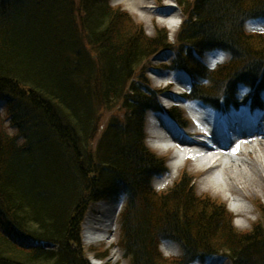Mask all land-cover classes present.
Instances as JSON below:
<instances>
[{
    "label": "trees",
    "instance_id": "trees-1",
    "mask_svg": "<svg viewBox=\"0 0 264 264\" xmlns=\"http://www.w3.org/2000/svg\"><path fill=\"white\" fill-rule=\"evenodd\" d=\"M176 1L186 17L174 44L166 29L148 36L110 0H0V264H91L84 213L93 201L122 198L131 264H204L214 254L264 264V205L263 223L242 232L224 203L198 196L184 178L160 194L153 188L166 167L145 143L144 117L158 101L133 80L172 48L177 69L210 83H195L193 98L233 101L239 84L261 78L259 91L264 33L244 25L264 15V0ZM216 48L230 57L211 69L199 56ZM117 106L127 113L99 134L102 112ZM168 239L182 245L181 257L160 253Z\"/></svg>",
    "mask_w": 264,
    "mask_h": 264
},
{
    "label": "rangeland",
    "instance_id": "rangeland-1",
    "mask_svg": "<svg viewBox=\"0 0 264 264\" xmlns=\"http://www.w3.org/2000/svg\"><path fill=\"white\" fill-rule=\"evenodd\" d=\"M115 1H118L120 3H116ZM123 0H110V4L113 7H119L122 10L128 12L134 20L143 27L146 34L148 36H155L159 30L166 29L170 32L171 35V41L175 44L176 36L178 33V30L180 29L178 26H168L165 24H160L159 20L162 19L160 15L154 14L151 12H147V20H143L140 18V12H143L140 10L137 6L133 7L134 12L128 8L129 6L126 3H122ZM130 2L133 0H129ZM147 3L149 5L152 4V11H154L157 8L163 7L165 8L167 6V0H147ZM154 9V10H153ZM173 10V14L169 13L170 15L167 17L171 21H175L179 24V21H183L185 19V14L183 13L181 7L177 6V9H171ZM169 12V11H167ZM145 14V12H144ZM176 29V31L173 33V29ZM244 28H246L248 31H257V32H264V18L261 20H253L249 21L244 25ZM174 59V52L172 49H163L160 50L157 54L149 58L147 61H145L137 70L134 82L140 87H149L151 89H162L166 86H168L170 89L175 90L177 86H182L184 89L182 91L187 92L191 87V78L185 74L180 73L177 71L172 70L170 67L172 66V62ZM203 61L207 63L211 67H215L220 63L226 62L229 60V55L226 52L223 51H212L207 52L202 57ZM159 74V76H158ZM202 85H209L210 83L200 79ZM146 88V87H145ZM188 89V90H187ZM176 91V90H175ZM247 89L245 87H242L240 90V95H244L246 93ZM185 98V97H184ZM179 99V98H176ZM159 100L162 102L163 100L159 97ZM167 98H165L166 102ZM168 102H171V100H175L172 98L168 99ZM264 100V95H263ZM190 104H196L199 107V103H190ZM1 105L5 107V102L1 101ZM119 106V105H118ZM114 107L110 110H105L102 112L101 115V124H100V131L99 134L102 133L103 129L106 127L108 121L113 116H117L120 119H123V115L127 113V110L125 109H119V107ZM183 109L184 117H187L190 120V123L188 124L187 130L190 131L192 127L194 126L193 119L191 117V114L188 109ZM250 110L248 105L243 106L240 109V113L248 112ZM214 111V110H213ZM4 112L6 113L5 109ZM239 112L233 111L232 113H227L225 115L224 120H230L233 121L234 117H237V114ZM216 116H218V112L214 111ZM156 115L163 116L161 114L149 112L145 114L144 120V130L145 135L147 137L146 139V145L152 150L158 157L163 158L165 161V167L168 169V172L161 177H156L153 179L154 181L152 186L153 188L160 194L162 192H166L167 190L174 187V185L180 181V179L184 178L188 180V182H191V187L194 188L196 191V194L202 198L207 197L210 199H215L220 201L221 203H224L230 213H232L234 217V226L242 232L249 231L252 226L256 223L261 224L263 223V215H262V206L264 205V183L262 185V189H260L254 197H245L242 199V202L249 206L251 209V212H248L247 214H239L237 213L233 207L235 206L234 198L235 196L231 195H225L224 193H214L211 189L204 187L201 184L202 181V172H199L195 168L193 169L190 166V161L188 160V153H180V157L176 160L172 159V153L171 151H159L153 146V141L150 139L156 132H152L151 130L154 128L158 129L154 122L151 120L152 117H156ZM256 118H250L249 120L256 125V123H261L264 127V110H257V114L254 115ZM165 117V116H164ZM164 120H166L163 117H160ZM152 121V122H151ZM255 121V122H253ZM251 123V124H252ZM7 126L10 125V122L6 120ZM256 127H261L260 124H257ZM256 128V129H257ZM193 130V129H192ZM15 131L13 128H10V132L15 134ZM152 132V133H151ZM18 134V132H17ZM24 138H21V142ZM261 156H264V152L262 151ZM234 158H237L238 163H242L241 159H246V153L239 154L235 156ZM240 158V159H239ZM239 159V160H238ZM175 162L178 163V170H174L172 164ZM187 182V183H188ZM247 189H250L248 187ZM100 203H107L111 207V215L112 218V225H111V231L109 234L104 238H96L94 240L87 239L85 232H83L86 228V220L87 217H92L91 214L96 213V209ZM126 198H122L120 200L117 199H104V200H98L93 201L86 209L84 213V220L82 221L81 228V241L83 244V250L86 252V257L90 261L91 264H131V258L124 256L125 253L123 251V237H124V231L121 228L120 220H122V214L124 210L126 209ZM105 217V216H104ZM119 220V221H118ZM95 249L96 251L92 250ZM159 251L162 253V255L166 258H178L181 257L183 254L182 245L174 240H165L162 242L161 245H159ZM97 254H100L104 256L102 260L96 259L95 256ZM131 257V256H130ZM222 255H214L210 256L206 263L204 264H231L228 259L222 260ZM194 264V263H193Z\"/></svg>",
    "mask_w": 264,
    "mask_h": 264
},
{
    "label": "bare ground",
    "instance_id": "bare-ground-1",
    "mask_svg": "<svg viewBox=\"0 0 264 264\" xmlns=\"http://www.w3.org/2000/svg\"><path fill=\"white\" fill-rule=\"evenodd\" d=\"M115 2L120 3L118 1ZM122 3H126L130 10H134L133 7L136 6L142 10L143 12L139 14L140 18L143 20H147V12H149L148 14L153 12L161 16L162 19L159 20L160 24L171 27L176 26L167 18L171 13H174L171 9H174V11L177 9L176 4L171 0H167V6L165 8L160 7L155 10L153 9L154 11H152V4L149 5L147 0H133L131 2L129 0H123ZM175 31L176 29L174 28L173 33ZM176 89L179 91L183 90L184 87L177 86ZM193 116L197 121L192 127L193 131L209 132V130L214 128L217 129L218 127L216 123L217 116L209 109L197 108L193 112ZM239 116L240 120L238 125L236 124L234 127V136H232V132L226 133L222 131L221 134L211 142L210 138L213 134H209L208 144L198 145L194 142L190 143L188 140L174 136L169 129L171 124L160 118L159 121H154V124L158 128H154V130L160 137L173 142V144L168 148L164 147L162 144H153V146L161 152H173V159L176 160V158H179V155L175 154L174 145L176 144L179 146L180 144L182 147L187 145L189 149L188 156L191 157L190 166L203 173L201 184L211 189L214 193H224L225 195L235 196V206L233 209L239 214H247L251 212V209L242 202V199L245 197H254L256 193L262 189L264 183V156H261L262 151L264 152V127L259 122L256 123V125L260 124L261 127L257 128L255 124L245 117V115L240 114ZM244 153H246V159H241L242 163H238L237 158L234 157ZM172 166L174 170L179 169L177 162L172 164ZM248 187H250V189H247ZM111 211V207L107 203H100L96 209V213L91 214L92 217H87L85 223L86 227H88L91 222H94L96 226H106L104 216L107 218ZM100 237H102V235H100ZM91 238L92 237L87 235V239Z\"/></svg>",
    "mask_w": 264,
    "mask_h": 264
},
{
    "label": "snow or ice",
    "instance_id": "snow-or-ice-1",
    "mask_svg": "<svg viewBox=\"0 0 264 264\" xmlns=\"http://www.w3.org/2000/svg\"><path fill=\"white\" fill-rule=\"evenodd\" d=\"M238 147V146H237Z\"/></svg>",
    "mask_w": 264,
    "mask_h": 264
}]
</instances>
